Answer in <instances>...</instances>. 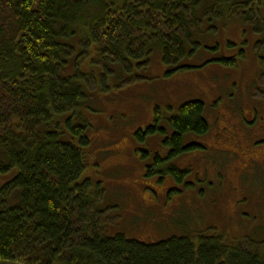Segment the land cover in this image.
Returning <instances> with one entry per match:
<instances>
[{
	"label": "trees",
	"instance_id": "obj_1",
	"mask_svg": "<svg viewBox=\"0 0 264 264\" xmlns=\"http://www.w3.org/2000/svg\"><path fill=\"white\" fill-rule=\"evenodd\" d=\"M263 12L264 0H0V263L264 264V248L245 240L200 238L195 247L187 237L154 245L105 237L101 191L90 196V183L80 182L91 144L85 114L109 76L144 68L155 51L165 77L196 69L193 57L219 51L206 39L235 21L260 36L258 53ZM237 54L200 67H234L244 57ZM155 112L153 125L133 135L138 143L161 136L168 149L147 175L191 188L189 170L162 168L204 150L188 139L208 134L205 106L186 102L165 126Z\"/></svg>",
	"mask_w": 264,
	"mask_h": 264
},
{
	"label": "rangeland",
	"instance_id": "obj_2",
	"mask_svg": "<svg viewBox=\"0 0 264 264\" xmlns=\"http://www.w3.org/2000/svg\"><path fill=\"white\" fill-rule=\"evenodd\" d=\"M259 38L231 22L206 39L211 46L217 42L219 51L193 57L196 69L165 77L155 51L144 68L134 67L121 78L111 75L96 90L94 109L85 114L91 144L80 182L90 183V196L101 191L97 205L104 212L105 237L121 234L143 245L187 237L195 247L200 238L227 245L245 240L264 248V47L254 50ZM239 50L244 57L234 67L213 62L200 67ZM189 101L206 109L208 134L188 139L204 150L162 168L189 170L192 187L185 188L169 174L147 175L155 154L166 157L164 138L138 143L133 135L153 125L156 109L165 126Z\"/></svg>",
	"mask_w": 264,
	"mask_h": 264
},
{
	"label": "water",
	"instance_id": "obj_3",
	"mask_svg": "<svg viewBox=\"0 0 264 264\" xmlns=\"http://www.w3.org/2000/svg\"><path fill=\"white\" fill-rule=\"evenodd\" d=\"M0 264H10V263H0Z\"/></svg>",
	"mask_w": 264,
	"mask_h": 264
}]
</instances>
